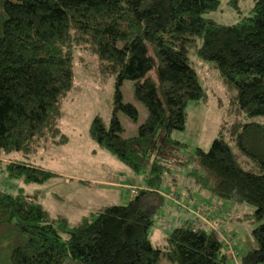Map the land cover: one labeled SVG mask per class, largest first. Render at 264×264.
<instances>
[{
    "label": "trees",
    "instance_id": "obj_1",
    "mask_svg": "<svg viewBox=\"0 0 264 264\" xmlns=\"http://www.w3.org/2000/svg\"><path fill=\"white\" fill-rule=\"evenodd\" d=\"M253 2L250 17L226 26L205 18L219 0H0V158L57 142L76 56L89 55L116 80L110 122L97 116L90 136L144 185L128 205L71 225L11 193L14 179L42 185L53 174L8 159L0 166V264H231L217 233L161 194L171 191H184L192 208L211 199L253 207L256 227L239 264L264 263V123L253 122L264 119V0ZM191 56L212 63L233 93L234 121L207 152L172 137L185 129L188 104L207 100ZM124 81L135 83L147 110L130 139L121 137L117 114H139L123 103ZM167 215L175 225L155 246L150 232Z\"/></svg>",
    "mask_w": 264,
    "mask_h": 264
},
{
    "label": "rangeland",
    "instance_id": "obj_2",
    "mask_svg": "<svg viewBox=\"0 0 264 264\" xmlns=\"http://www.w3.org/2000/svg\"><path fill=\"white\" fill-rule=\"evenodd\" d=\"M219 1V9L205 15L206 19L229 26L252 15L253 0ZM84 57L85 59L80 60L79 55L76 56L75 87L62 105L59 129L60 137L67 139L65 143H58L61 139L59 137L57 142L44 143L35 154H13L6 157L7 159L0 158L1 167L11 159L29 163L53 174L52 179L42 185L27 184L23 179H14L10 186L14 192L11 193H21L27 198L39 201L52 218H65L71 225L103 207L128 205L134 197L130 188L144 187L140 178L135 177L116 157L100 148L90 136L91 124L97 116L106 124L110 122L114 111L116 80L99 72L94 57ZM191 61L207 100L203 103L188 104L185 129L175 132L172 137L187 145L191 151L202 149L207 152L213 141L234 121L233 115H229L233 93L223 87L219 72L212 63L204 62L197 56H191ZM120 90L123 103L134 105L139 114L137 120L121 112L117 114L123 128L121 137L130 139L138 136V130L147 118V110L134 97V82L124 81ZM243 121L250 122L248 119ZM253 122L264 123V119L255 118ZM234 151L237 153L236 148ZM182 184L187 185V180ZM180 197L188 196L181 191ZM205 203L212 206V215L206 222L208 227L214 230L222 241L220 234L233 245L237 254L236 262L239 264L248 251L247 242L251 240V232L256 227L250 216L255 209L246 204L235 205L217 199ZM170 217L167 215L157 220L153 226L150 238L155 246L164 245L166 225L175 218L166 222ZM229 219L237 220L231 223ZM229 246L225 242L226 253L230 252ZM228 262L232 264V261ZM161 264L169 263L163 259Z\"/></svg>",
    "mask_w": 264,
    "mask_h": 264
},
{
    "label": "built area",
    "instance_id": "obj_3",
    "mask_svg": "<svg viewBox=\"0 0 264 264\" xmlns=\"http://www.w3.org/2000/svg\"><path fill=\"white\" fill-rule=\"evenodd\" d=\"M131 194L133 196H135L138 191L139 188L137 187H131L130 188ZM164 197H166L175 207L178 211H186L188 212V214L204 221V222H208L210 216L212 215V206L209 204H204V203H199L197 207H190L186 204H184L183 200L178 197L173 191L169 192V193H161ZM181 222V219L178 218L176 220V224H179ZM175 223L174 222H168L166 225V229L169 231L174 227ZM221 237L223 238L224 244L225 242L227 243V245L229 244L230 246L228 247L230 252L228 253L229 258L231 259L232 262H234V264H238L236 262V258H237V254L236 252L233 250V245H231L229 242H227L225 240V238L223 237L222 234H220ZM230 241V240H228Z\"/></svg>",
    "mask_w": 264,
    "mask_h": 264
}]
</instances>
